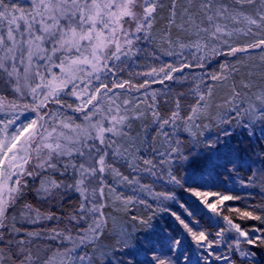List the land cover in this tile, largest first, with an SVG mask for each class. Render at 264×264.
Listing matches in <instances>:
<instances>
[{"label":"snow or ice","instance_id":"obj_1","mask_svg":"<svg viewBox=\"0 0 264 264\" xmlns=\"http://www.w3.org/2000/svg\"><path fill=\"white\" fill-rule=\"evenodd\" d=\"M164 12L157 55L143 46L156 43ZM253 53L264 72V0H0V264H264V203L229 205L245 197L222 179L248 188L259 178L264 189V87L233 80L238 65L256 66ZM145 55L160 62L141 66ZM218 57L228 59L206 71ZM129 64L142 82L119 78ZM229 80L214 115V88ZM167 82L189 85L186 115L183 92L161 115L151 89ZM133 89L143 96L131 99ZM136 120L153 134L142 123L133 136ZM234 122L247 148L233 143ZM117 161L170 187L157 191ZM116 214L122 226L109 236ZM164 215L179 228L154 223Z\"/></svg>","mask_w":264,"mask_h":264},{"label":"rangeland","instance_id":"obj_2","mask_svg":"<svg viewBox=\"0 0 264 264\" xmlns=\"http://www.w3.org/2000/svg\"><path fill=\"white\" fill-rule=\"evenodd\" d=\"M166 16H167V12H164L162 18H158L157 27L155 30V35L157 36L156 43L143 46V47L147 48L148 52L155 51L157 53V55L160 54L159 49L161 46V30L163 29L164 25L166 24V19H164L163 17H166ZM177 22L179 23V18H177ZM176 35H177L176 29L173 28L172 29V38L175 39ZM253 55L256 56V66H254V67H243V66L238 65V67H240V71L234 75L233 80L236 82V84L238 86L242 80H244V81L250 80L253 83V85L255 86V90H259L261 87H264V72H262V70L259 66L258 54L253 53ZM161 59L162 60H168L167 57H162ZM226 59H228V58L218 57L215 60H212L210 63L206 62L207 67L205 70L208 72H213V71L218 72L219 71V63L225 62ZM139 62H140L141 66H144V65L153 64V63L158 64L160 61H152L147 55H145V56H141L139 58ZM139 70H140V68H138L137 66L129 64L128 70L121 73L119 78L120 79H130L134 83L142 82L145 79V77L135 75V73L138 72ZM145 70H146V68H145ZM249 73H251V75H249ZM194 74L200 75V70H197ZM233 80H229L226 85H219L218 84L214 88V95H213L212 100L210 102L211 103V111L214 115L218 111L223 112V108L218 109L216 107V105H218V104L222 105L224 103V98L229 95L230 89H231L232 84H233ZM193 87H194V85H193ZM240 90L242 92V96L244 93L247 92V90L243 89V88H241ZM151 91H156L158 93H162V95L160 96V102H159V110H160L162 116L169 115L170 112L174 109L175 101H176V95L180 92L184 93V96L181 98V112L183 115H186L188 113L189 106L194 102V98L188 94L189 93V85L188 84H179V83L174 84L171 82H167L166 85H153ZM142 96H143L142 91L137 93L133 89L131 92L130 98L133 100H136L137 98H140ZM123 98H129L128 94H125V96L122 97V99ZM65 100H68L69 102H71V98H69V97H65ZM165 101H167V102H165ZM139 107L140 108H146L147 105L146 104H140ZM148 119L150 120L151 117L149 116ZM205 122H207V121H205ZM142 123L146 124L148 126L149 134L150 135L153 134L151 132V129H153L155 127L154 125L149 124L148 121L136 120V121H133L132 128H131V134L133 136L140 135L141 137H143V132L141 129ZM230 128L234 131V136H236V135L240 136L243 134L242 130L236 126L235 122L230 126ZM169 131H171V129H169ZM204 131H205V135L211 136L212 138H214L218 132V129L214 125H211L209 129H205ZM180 135H181V137H183L184 133L181 131ZM259 135H260V126L257 125V137L258 138H259ZM149 143L151 144L153 142L149 139ZM154 146L156 148H162V146H163L162 138L157 137V139L154 142ZM143 154L144 153L141 152V155H143ZM149 158H151V154H149ZM115 166L118 167L120 169V171L122 173H124L125 175H128L130 177L133 175L138 176L140 178L141 183L150 184L157 191H163V190H166L167 187H170V186H165L163 181L156 180L155 178L151 177L150 175H148L145 172H135V173L132 172L130 169H128L127 165L123 161L115 162ZM239 176L241 179H247V173L246 172H241L239 174ZM223 178H224V188H227L229 190V192H231V193L239 194L240 196L245 197V199L242 201H235V202H230V203H241L243 206H246L248 204L260 205V204L264 203V189H262V187H261L259 178L257 179L254 186H251L248 188H241L239 186V179H237L235 176L231 180H229L227 177H223ZM108 182H109V184L112 183V177L111 176L108 177ZM224 188H220L219 190L223 191ZM118 191L124 193L125 195H135L138 198L148 200L150 203L155 204V201L150 200L147 193L140 192L139 190L134 192L133 188L129 187L127 185L119 187ZM181 195L184 196V198H186V194L181 193ZM227 203H229V202H227ZM136 207L140 211H143L147 214V210L143 209V207L141 205L137 204ZM173 207L175 208V210L177 212L181 211L179 209L178 205H173ZM109 211H111V210H109ZM120 215L121 214H116L115 220H113V219L109 220V234H108L109 236H111L113 234V232H118L120 227L122 226V220L120 219ZM154 223H156L160 226H164V224L167 223L173 229L179 228V225L175 221H173L171 217H169L167 215H164L163 219L157 218L156 220H154ZM113 243H114V241L112 239H109V238H106L103 241V244H105V245H109V244H113Z\"/></svg>","mask_w":264,"mask_h":264},{"label":"trees","instance_id":"obj_3","mask_svg":"<svg viewBox=\"0 0 264 264\" xmlns=\"http://www.w3.org/2000/svg\"><path fill=\"white\" fill-rule=\"evenodd\" d=\"M233 139V143L234 144H239L241 147H244V148H247L248 147V138L244 135V134H242V135H240V136H233L232 137ZM258 138V137H257ZM257 167H259V165H257ZM223 180H224V178H222ZM29 200H33L34 201V197L33 196H31V195H29ZM228 204H230L231 206H235V207H240V208H244L245 206H243L241 203H228ZM72 205L71 204H68V203H66L65 204V208L67 209V208H70ZM55 211H60L59 209H54ZM227 214V213H226ZM233 216L235 215V214H232ZM236 222L237 223H240V224H242V225H244V226H247V225H254L256 222L255 221H241V220H239V219H237L236 220ZM28 227H31V226H28Z\"/></svg>","mask_w":264,"mask_h":264}]
</instances>
